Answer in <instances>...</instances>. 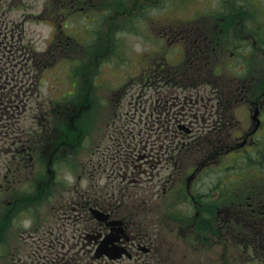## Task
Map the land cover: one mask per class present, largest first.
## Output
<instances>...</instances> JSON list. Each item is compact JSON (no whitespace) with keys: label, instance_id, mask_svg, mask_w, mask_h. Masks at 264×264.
<instances>
[{"label":"flooded vegetation","instance_id":"1","mask_svg":"<svg viewBox=\"0 0 264 264\" xmlns=\"http://www.w3.org/2000/svg\"><path fill=\"white\" fill-rule=\"evenodd\" d=\"M67 1L73 10L84 9L88 2L91 7H101L97 0ZM152 1L160 4L161 0L132 2L145 6ZM215 2L216 7L228 3ZM182 5L193 8L186 1ZM63 18L53 16L55 23ZM92 20L91 41L57 40L62 55L73 58V67L56 81L57 90L44 98L41 117L33 119L38 128L31 134L25 132V139L11 129L15 116L11 105L16 99L13 94L3 99L11 109L0 114V216L5 213L0 224H11L18 212L17 182L23 178L32 182L22 192L21 206L33 216H40L43 210L46 213L45 223L41 219L30 232L33 240L26 263L157 264L166 258L169 237L192 244L194 230L201 232V246L210 242L226 248L232 242L228 234L242 232L241 213L247 211L252 231L264 233V187L253 190L259 195L248 200V209L241 211L238 205L239 225L234 229L227 228L231 216L224 213L225 173L220 172L225 167L220 166L224 154L253 155L255 181L264 186V87L253 76L243 81L239 75L228 79L226 67L217 64L225 41L220 35L211 38L205 31L211 24H222L223 30L226 18L148 19L156 26L154 38L142 34V48L147 50L130 54L125 49L128 34L118 33L120 38L105 32L94 34L112 18L95 16ZM255 35L247 34L251 39ZM146 40L153 43L147 45ZM87 44L89 49L82 48ZM255 51L256 44L251 43L249 59ZM115 56L131 59L132 69L112 70L107 59ZM34 67L39 68L32 63L25 70L30 80L35 76ZM15 88L17 84L11 89ZM137 89L140 97L133 101ZM28 93L25 89L26 97ZM245 103L249 107L244 125L237 115ZM132 108L134 113L129 111ZM253 110L258 111L256 119ZM22 166L24 177L18 172ZM215 166L218 172L212 180L217 179V184L211 188L209 174ZM77 169L76 182L70 181L68 173L67 179L63 177L65 170L74 174ZM83 175L89 178L86 188L80 186ZM167 201L174 208L171 216L165 214L168 223L161 221ZM156 215L159 219L151 225L149 219ZM69 225L75 239L70 245L67 236L63 241L53 239L38 245L48 238L49 230L53 235ZM40 226L42 236L37 238L32 232L40 231ZM8 228L10 239L0 231V264L22 263L15 256L19 243L14 237L16 225ZM178 230L185 235L177 237ZM107 237L113 238L112 245L122 246L119 258L96 255Z\"/></svg>","mask_w":264,"mask_h":264},{"label":"rangeland","instance_id":"2","mask_svg":"<svg viewBox=\"0 0 264 264\" xmlns=\"http://www.w3.org/2000/svg\"><path fill=\"white\" fill-rule=\"evenodd\" d=\"M200 2H206L207 0H199ZM226 4L220 5L216 8L211 9V13H216L218 16H220V12L222 13V16L226 18V28L229 34L230 42L227 44V48L224 52L226 55L225 62L227 64L233 63V52H235L238 56V62L239 65H241V54L243 52L250 54V44L254 43L256 44V50L255 52L251 53L250 60L246 65H250V72L253 76L252 80L255 79L258 83H262L264 85V48H261V45H264V40H260L259 38L264 37V0H226ZM246 2V4H245ZM68 3V2H67ZM147 5H152V7H147L141 5V2H132L130 0L129 4L123 5L120 3L119 11L112 12V18L115 20L112 22L111 29L107 32L110 36H113L115 38H120L119 34H124L125 32L122 31L121 28L128 27L131 32H133V25L135 23H132L128 26L127 23L130 21L131 18H136L142 23V19H150L151 17L155 15H159L162 19H170L177 13V17H184V18H192L193 13L190 11V7L183 10L178 9H171L169 10V5L165 3L162 7L158 6L155 1H152L151 3H145ZM61 5H66L65 2H61L59 0H0V11H3L5 8L9 11V14H2L5 15L7 18L0 19V36L2 35H9L11 36L12 40L14 41L13 44H9V46H6V53L10 56L8 61L2 62V65H0V71L1 70H8L15 74L17 77L16 81H13L9 84V86H12L14 84H17V87L24 86L26 82H30L31 80L28 79V76L25 75V70L28 69V66L31 64V60H34L36 51H41L43 47H45L46 43H50V41L53 40V38H58L60 36V25H52L48 24L46 22H43L41 20H47L50 17L54 15H58L60 18L61 16L58 14L59 7ZM69 5H72L70 3ZM172 5L179 7L178 0H173ZM193 7H204V4H198V0H195L193 3L189 4ZM87 4L85 5L84 10L86 9ZM162 9V11H160ZM83 10V11H84ZM64 14L68 18H74L76 16L75 13L63 10ZM78 11V10H77ZM53 13V14H51ZM209 14V13H208ZM207 13H201V17H207ZM91 14L87 13L85 16H83V20L87 19L86 17H90ZM211 17H217L213 16L212 14L209 15ZM250 17V18H249ZM13 18V19H12ZM248 19H251L253 21V24L256 26L258 25V36L256 35V41L255 38L251 39L247 36L249 33V30L251 29L249 27ZM244 21L247 23L245 26ZM13 22L23 23L22 24H14ZM88 23H85L84 25V32L86 31V28L90 27L87 25ZM144 24V21L142 25ZM69 27L65 29L66 32L72 33V30L74 29V26L76 23L71 22L68 24ZM78 26V23L77 25ZM198 26V25H197ZM202 26V24L200 25ZM169 27V26H166ZM211 28H213L212 25H210ZM82 26L75 27V32L80 31ZM146 30L148 33H153L155 31V27L153 25H146ZM216 30V29H214ZM213 35L212 29L207 30ZM252 31V30H250ZM233 34V35H232ZM63 38V37H61ZM109 38V37H106ZM241 40V41H240ZM245 40V41H243ZM55 44V41L53 42ZM21 45L25 46L21 48ZM136 49H140L141 46L135 44L134 45ZM62 45L58 46L56 49L55 56H49L51 67L44 70V75L41 80H39V72L37 73V76H34V80L31 81L29 84V88L34 89V92H31L29 90V93L27 97L24 95H21L19 98L15 97L17 99L15 103H21L22 104V114L18 115L20 116V122L18 121V127L19 131L20 129L24 128L25 126H29L31 122H34V115L36 113H42L45 99L44 96L49 93V91L57 89V85L54 84L55 80H58L60 77L63 76V74L60 76V73L66 72L69 66L66 65V60L62 58L61 52ZM27 50V51H26ZM141 50H147L142 48ZM28 52V54H27ZM137 50H132L131 53H136ZM234 53V54H235ZM18 56L16 58V56ZM28 55V60L30 61V64L25 65V60ZM33 56V57H32ZM61 56V57H60ZM115 58H112L111 64L113 65ZM23 61L22 64H19L18 62ZM121 63H117V65H120ZM241 67V66H239ZM34 73L37 72L35 67L33 68ZM240 73V72H239ZM41 75V74H40ZM250 75V76H251ZM32 75H29L31 77ZM46 76H49L48 78H45ZM53 80V81H52ZM132 82V81H131ZM27 84V85H28ZM71 88V87H70ZM263 91V90H261ZM258 91V92H261ZM31 97V99H29ZM140 97V94L137 89V93L135 94L133 101H137ZM248 99V97H247ZM129 105L125 107L124 110ZM245 107H242L241 111V117L245 115ZM132 110L134 108L130 109V113H134ZM247 112V111H246ZM33 114V115H32ZM238 114H240L238 112ZM18 116V118H19ZM239 116V115H237ZM41 117V116H39ZM38 117V118H39ZM19 120V119H18ZM244 163H242L241 166H243ZM78 169L74 172V174L68 171H64L63 177L67 179V176L65 175L68 173L70 176L71 182H76L78 180L77 174ZM244 173V172H243ZM248 174V179L246 180V184L244 187H242L243 193H248L251 189L250 186H252L254 189L259 187H263L261 184H257L255 181V177L250 173V171L245 172ZM73 177L76 179L73 180ZM229 177V175H228ZM89 185V178L87 175H83V178L81 177L80 180V186L82 188H86ZM23 186H26V184H23ZM240 190V191H242ZM164 202V201H163ZM180 211V207L178 209ZM155 214H157L155 212ZM26 215V214H25ZM24 215V219L20 220L19 222H22V226H25L23 228H28L27 232H23L22 230H19L17 233V236H19V243L17 248V253L15 256L17 258H20V260L27 259L28 257V251L30 249L31 241L33 240V236L30 235V232L35 228L36 224H31V220L27 219ZM41 219H43L42 223H45L46 220V213L43 210L41 215L38 217V219L34 220L36 223H40ZM159 217L153 216L149 219L151 225L154 223L156 224ZM161 221H167L165 216H162ZM168 223V221H167ZM41 229H43V226H40V231H34L32 234H35L37 238H40L41 235ZM51 230L48 232V238H43L38 245H47L49 244V241H52L55 239L56 242L63 241L64 237L67 236L68 244L74 242L75 239L73 238L74 231L72 230V227L69 225L67 228H63L61 230H55L54 234H51ZM36 238V239H37ZM67 241V240H65ZM168 243V254L173 256V253L179 251L180 248L183 247V245L179 241H174L173 235L167 239ZM68 248V245H66L65 249ZM220 249H215V251L219 252ZM245 250H241V254H244ZM181 252H178L177 255L179 256ZM208 255L210 253H207ZM206 254V257L208 255ZM235 254V250L230 248H227L226 255L230 257V259L233 261V256ZM213 257H216L215 255H212ZM242 256V255H241ZM160 264H169V260L167 257V260L165 262L161 261ZM228 264H235V263H228Z\"/></svg>","mask_w":264,"mask_h":264},{"label":"water","instance_id":"3","mask_svg":"<svg viewBox=\"0 0 264 264\" xmlns=\"http://www.w3.org/2000/svg\"><path fill=\"white\" fill-rule=\"evenodd\" d=\"M110 240H108V242H109ZM107 241L106 242H104L103 244H102V249L100 250V252L99 253H101V252H103V251H106L108 254H110V255H112V256H119V255H121V252L119 251L120 249H118V248H114V249H112L111 247H109L108 246V243ZM113 250H115V254H111L112 252L111 251H113Z\"/></svg>","mask_w":264,"mask_h":264}]
</instances>
